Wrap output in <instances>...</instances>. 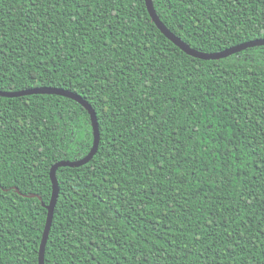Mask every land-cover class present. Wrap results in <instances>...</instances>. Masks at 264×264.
Listing matches in <instances>:
<instances>
[{
    "label": "trees",
    "instance_id": "obj_1",
    "mask_svg": "<svg viewBox=\"0 0 264 264\" xmlns=\"http://www.w3.org/2000/svg\"><path fill=\"white\" fill-rule=\"evenodd\" d=\"M152 3L201 53L264 40V0ZM36 88L99 132L56 171L42 264H264V46L193 58L144 0H0V91ZM91 122L0 96V264H39Z\"/></svg>",
    "mask_w": 264,
    "mask_h": 264
},
{
    "label": "water",
    "instance_id": "obj_2",
    "mask_svg": "<svg viewBox=\"0 0 264 264\" xmlns=\"http://www.w3.org/2000/svg\"><path fill=\"white\" fill-rule=\"evenodd\" d=\"M145 1V6L147 9V12L152 20V22L155 24V26L158 28V30L169 40L171 41L177 48H179L182 52L185 54L201 59V60H218L222 59L225 57H228L230 55H233L235 53H238L240 51H243L248 48L252 47H257V46H264V40H253L249 41L234 47H231L229 49H226L222 52L219 53H212V54H207V53H201L198 52L194 49H191L187 44H185L183 41H181L179 38H177L173 33H171L165 26L164 24L159 20V18L156 15V12L153 8V3L152 0H144ZM37 94H52V95H59V96H64L71 98L73 100H76L80 104H82L89 112L91 116V123H92V128H93V147L90 151V153L84 158L79 161L75 162H67V161H61L56 164H54L50 171H49V178L51 182V200L49 205L47 206V209L49 211V217L48 221L45 227V231L43 233V238L41 242V247H40V253H39V264H42V254H43V247L45 243V239L48 233V229L51 224L52 220V214H53V208L56 204L57 197H58V185H57V180H56V171L61 168V167H68V168H76L80 167L84 164H86L95 154L97 150V145L99 141V132L97 128V123L95 120V115L89 105H87L80 97L68 93L66 91L60 90V89H53V88H36V89H28V90H23V91H17V92H5V91H0V96L5 97V98H16V97H22V96H27V95H37Z\"/></svg>",
    "mask_w": 264,
    "mask_h": 264
}]
</instances>
